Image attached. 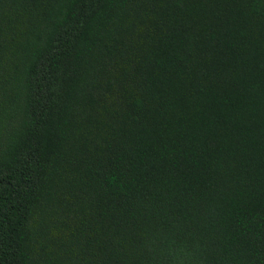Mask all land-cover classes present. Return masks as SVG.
<instances>
[{"label":"trees","instance_id":"16d2710c","mask_svg":"<svg viewBox=\"0 0 264 264\" xmlns=\"http://www.w3.org/2000/svg\"><path fill=\"white\" fill-rule=\"evenodd\" d=\"M0 264H264V0H0Z\"/></svg>","mask_w":264,"mask_h":264}]
</instances>
